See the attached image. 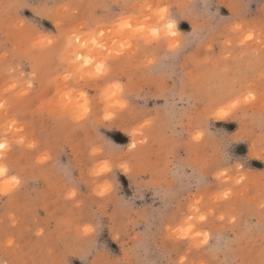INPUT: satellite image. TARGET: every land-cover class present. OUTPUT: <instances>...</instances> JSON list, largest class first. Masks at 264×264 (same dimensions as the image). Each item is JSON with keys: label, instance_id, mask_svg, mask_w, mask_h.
<instances>
[{"label": "rangeland", "instance_id": "1", "mask_svg": "<svg viewBox=\"0 0 264 264\" xmlns=\"http://www.w3.org/2000/svg\"><path fill=\"white\" fill-rule=\"evenodd\" d=\"M0 144V264H264V0H0Z\"/></svg>", "mask_w": 264, "mask_h": 264}, {"label": "snow or ice", "instance_id": "2", "mask_svg": "<svg viewBox=\"0 0 264 264\" xmlns=\"http://www.w3.org/2000/svg\"><path fill=\"white\" fill-rule=\"evenodd\" d=\"M4 147V145H2V144H0V148H3ZM3 170L2 169H0V172H2Z\"/></svg>", "mask_w": 264, "mask_h": 264}, {"label": "bare ground", "instance_id": "3", "mask_svg": "<svg viewBox=\"0 0 264 264\" xmlns=\"http://www.w3.org/2000/svg\"><path fill=\"white\" fill-rule=\"evenodd\" d=\"M170 26L172 27V26H173V24H171V23H170ZM172 32H173V31H172ZM221 116H223V115H221Z\"/></svg>", "mask_w": 264, "mask_h": 264}]
</instances>
